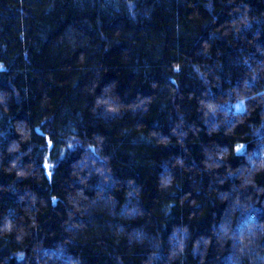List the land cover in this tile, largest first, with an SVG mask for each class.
Segmentation results:
<instances>
[{
  "label": "trees",
  "instance_id": "1",
  "mask_svg": "<svg viewBox=\"0 0 264 264\" xmlns=\"http://www.w3.org/2000/svg\"><path fill=\"white\" fill-rule=\"evenodd\" d=\"M0 264H264V0H0Z\"/></svg>",
  "mask_w": 264,
  "mask_h": 264
},
{
  "label": "snow or ice",
  "instance_id": "2",
  "mask_svg": "<svg viewBox=\"0 0 264 264\" xmlns=\"http://www.w3.org/2000/svg\"><path fill=\"white\" fill-rule=\"evenodd\" d=\"M240 147H242V146H240ZM237 151H239V147H238Z\"/></svg>",
  "mask_w": 264,
  "mask_h": 264
}]
</instances>
